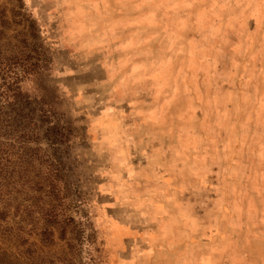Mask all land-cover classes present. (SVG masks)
<instances>
[{
	"label": "rangeland",
	"instance_id": "374dc122",
	"mask_svg": "<svg viewBox=\"0 0 264 264\" xmlns=\"http://www.w3.org/2000/svg\"><path fill=\"white\" fill-rule=\"evenodd\" d=\"M21 55L0 264H264V0H0Z\"/></svg>",
	"mask_w": 264,
	"mask_h": 264
},
{
	"label": "trees",
	"instance_id": "16d2710c",
	"mask_svg": "<svg viewBox=\"0 0 264 264\" xmlns=\"http://www.w3.org/2000/svg\"><path fill=\"white\" fill-rule=\"evenodd\" d=\"M35 59V62L31 60ZM15 62H12L11 58H7L5 61H0V88H3L0 92V98H4L5 101L9 100L10 98H16L17 93H20L19 89V82L22 79V75L26 73H30L33 71L34 66H40L44 63V57H28V56H18L15 59ZM13 65V66H12ZM17 65L18 67L22 68L23 74L20 77L19 72H15L14 66ZM9 78L7 81L6 79ZM13 93H15L13 95ZM3 105L0 104V116L2 112ZM40 110V109H39ZM42 110V109H41ZM40 110V111H41ZM5 121V120H4ZM47 131V130H46ZM60 134V132H59ZM2 218L0 212V219Z\"/></svg>",
	"mask_w": 264,
	"mask_h": 264
}]
</instances>
